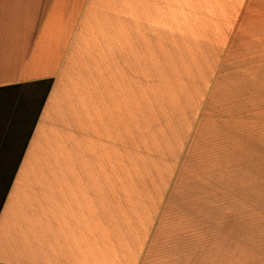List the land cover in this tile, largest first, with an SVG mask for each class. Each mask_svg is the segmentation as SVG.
I'll return each instance as SVG.
<instances>
[{"label": "crops", "instance_id": "crops-1", "mask_svg": "<svg viewBox=\"0 0 264 264\" xmlns=\"http://www.w3.org/2000/svg\"><path fill=\"white\" fill-rule=\"evenodd\" d=\"M251 3L0 0V87L52 80L0 208V264H249L242 196L179 171Z\"/></svg>", "mask_w": 264, "mask_h": 264}, {"label": "rangeland", "instance_id": "rangeland-1", "mask_svg": "<svg viewBox=\"0 0 264 264\" xmlns=\"http://www.w3.org/2000/svg\"><path fill=\"white\" fill-rule=\"evenodd\" d=\"M246 18L235 44L222 57L221 81L207 88L199 129L179 174L189 176L185 185L190 190L207 185L242 196L238 238H247L248 263L264 264V0H252ZM173 43L179 45V40ZM23 112L24 107L13 112L15 120L2 134L0 176L4 178L10 176L31 127L30 119L17 121ZM18 129L21 133L12 149L9 142Z\"/></svg>", "mask_w": 264, "mask_h": 264}, {"label": "trees", "instance_id": "trees-1", "mask_svg": "<svg viewBox=\"0 0 264 264\" xmlns=\"http://www.w3.org/2000/svg\"><path fill=\"white\" fill-rule=\"evenodd\" d=\"M51 84L52 80H42L26 84H17L6 87H0V142L2 140V134L5 131L6 126L9 125V121L11 119L15 120V118H12L11 116L13 112L16 111L18 108L24 107V116H22V118H17V121H19V123H23L25 121H28L29 119L31 120V127L21 146L20 152L18 153L15 165L13 167L12 175L6 183V186L4 185L5 191L3 193L2 198L0 199V208L11 184L12 177L14 176L19 161L23 155L32 129L37 120V117L44 104L45 98L51 88ZM5 112L7 113L6 116ZM20 133L21 130L18 129L15 138L11 142H9V145H11L12 149L15 148V144L17 143Z\"/></svg>", "mask_w": 264, "mask_h": 264}]
</instances>
